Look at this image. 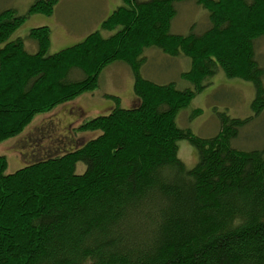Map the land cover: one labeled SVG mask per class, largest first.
Returning <instances> with one entry per match:
<instances>
[{
  "label": "trees",
  "instance_id": "obj_1",
  "mask_svg": "<svg viewBox=\"0 0 264 264\" xmlns=\"http://www.w3.org/2000/svg\"><path fill=\"white\" fill-rule=\"evenodd\" d=\"M183 1L191 0H122L100 30L54 54L48 26L31 29L35 52L12 36L33 15L51 16L58 0H36L23 15L0 12V144L94 92L114 63L130 67L138 101L125 108L120 96H106L111 111L79 128L94 138L15 173L0 155V264H264V148L233 146L264 112L256 55L264 0H193L210 26L173 34L174 5ZM150 47L189 58L182 78L194 89L144 77ZM220 69L253 83L254 116L220 113L219 134L202 138L176 120ZM181 140L198 153L192 169L179 157Z\"/></svg>",
  "mask_w": 264,
  "mask_h": 264
},
{
  "label": "rangeland",
  "instance_id": "obj_2",
  "mask_svg": "<svg viewBox=\"0 0 264 264\" xmlns=\"http://www.w3.org/2000/svg\"><path fill=\"white\" fill-rule=\"evenodd\" d=\"M28 1L0 0V12L12 9H4L8 5L22 9L26 7ZM174 6L177 15L171 24V32L173 34L187 35L191 32L200 34L210 26L208 10L196 1L177 2ZM94 10L95 5L91 8L88 5H84L80 11H84L85 15H92ZM85 24H65L66 28L74 33L73 36H64L65 34L59 29L64 24L55 25L54 29L56 32L55 36H52L50 54L57 53L79 43L81 41L80 37L90 31L89 29L93 30L94 27L93 25ZM33 27L30 24H25L24 27L21 26L12 36V40L17 38L24 39L26 48L30 52L33 44H35L29 37ZM76 34L79 35L77 36ZM67 37L69 40L65 41ZM256 55L259 64L264 68L263 38L256 43ZM142 57L145 59V64L142 67L144 77H149L152 81L159 84L174 83L179 89H194V86L190 82L182 78V74L191 69V60L189 58L182 55L178 57L169 56L157 47L145 49ZM115 64L111 65L114 66ZM115 66H118L115 68L121 67V69L122 67H129L124 62H118ZM108 67L100 75L98 88L92 93H87L88 95H85L80 100H83L84 103L90 106V109L95 110L99 105L112 101L111 99H106L107 97L105 96L101 98V94L114 93V88L118 85L122 88L121 92L123 93L121 97L123 98L122 106L132 108L134 103L131 100L130 92L127 90L129 78H123L119 75L116 77L117 75H113L110 71L108 72L111 68L107 69ZM102 77L104 79L101 83ZM204 85L206 87L203 92L198 94L191 104L178 114L176 121L180 128L190 129L194 134L202 138H211L219 134L220 121L218 115L220 113H226L232 118L240 119L254 116L252 104L256 98V90L252 82L238 78L230 79L220 69L215 76L207 78L204 81ZM65 107L64 105H60L50 113L36 116L21 135L0 144V155H4L8 160L7 174L15 173L26 165L43 158L55 156L61 152L64 153L74 145L81 147L97 135L95 132H85L79 130V128L89 119L104 115L105 113L89 112L88 115H83L82 112H75L78 115L76 117L78 120H75V117L69 116L64 111ZM197 110H202V113L197 117H193ZM178 146L179 157L185 162L188 169L194 168L198 163L196 149L184 140L179 141ZM233 146L243 151L264 148V112L241 129L239 137L233 141ZM85 171L86 166L83 163H79L77 173L81 175Z\"/></svg>",
  "mask_w": 264,
  "mask_h": 264
},
{
  "label": "crops",
  "instance_id": "obj_3",
  "mask_svg": "<svg viewBox=\"0 0 264 264\" xmlns=\"http://www.w3.org/2000/svg\"><path fill=\"white\" fill-rule=\"evenodd\" d=\"M35 2V0H29L26 7H23L22 9H18L16 6L10 7V5L4 7V9H9L12 8L14 10H16V12L20 15V14H25L28 12V10L30 9V7L33 5V3ZM84 5H88L90 8L93 7L95 5V10L92 13V15H85L84 11H80L82 10V7ZM120 6H122V0H58V3L56 5V8L54 10V13L51 16H45V15H41V14H37V15H33L32 17H30L29 20H27V22L25 24H30L32 26H34L33 28L39 27V26H49L52 30V36H55V32L56 30L54 29L55 25L57 24H64L63 27H60L59 29L62 30L61 32H63L65 35L64 36H73L74 33H72L70 30H68L65 26V24H72L74 23L75 25H82L84 23H86L85 25H93V30L89 29L90 31H88L87 33H84V35L82 37H80L81 41H83L87 36H89L90 34L94 33L95 31H98L101 29L100 26H102V24L113 14V12L119 8ZM24 24V25H25ZM37 24H41V25H37ZM24 25L22 27H24ZM32 28V29H33ZM53 28V29H52ZM77 36L79 34H76ZM109 33H105L104 36H109ZM63 36V38H64ZM53 40V37H52ZM69 40L68 37L65 39ZM79 41V42H81ZM52 42V41H51ZM37 50V45L33 44L31 51L35 52ZM117 65V63L115 64ZM110 66L107 69L108 72L110 71L113 75H117L116 77L121 76L123 78H129L128 79V85H127V90L128 92H130L131 95V100L134 104H137V99L135 97L134 94V77L133 74L131 72L130 74V68H124L121 67L120 68H115L118 66ZM121 70V71H120ZM144 76V75H143ZM104 77V76H103ZM101 78V83L103 81L104 78ZM149 78V77H148ZM150 79V78H149ZM122 88L118 85L115 86L114 88V93H104L101 94V98L103 96H108V95H117L122 97L123 93L121 92ZM85 95H88L87 93L80 96L79 98H77L76 100L64 105L66 106L64 109V111L71 117H78V115H76V113H80L82 112L83 115H88L89 112H103L100 114H107L111 111V109L114 107V104L111 102H107L105 104H101L99 105L95 110L94 109H90L86 103H84L82 99ZM107 99V98H106ZM121 100H123V98H121ZM123 103V101H122ZM96 107V106H95ZM94 108V107H91ZM89 109V110H86ZM76 112V113H75ZM70 117V118H71ZM74 120V121H75ZM73 123V122H72ZM78 145H74L72 148L67 149V151L72 150L74 148H77ZM61 152V151H59Z\"/></svg>",
  "mask_w": 264,
  "mask_h": 264
}]
</instances>
